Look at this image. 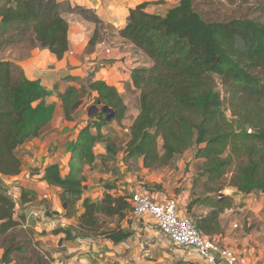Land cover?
I'll return each mask as SVG.
<instances>
[{"label":"trees","instance_id":"trees-1","mask_svg":"<svg viewBox=\"0 0 264 264\" xmlns=\"http://www.w3.org/2000/svg\"><path fill=\"white\" fill-rule=\"evenodd\" d=\"M160 2L146 1L130 8L125 26L118 31L152 61L131 73L139 92V114L130 126L125 155L132 160L142 157L144 166L153 170L171 165L196 147L195 157L201 160L197 176L205 180L208 194L189 207H213L197 222L201 232L212 235L220 213L232 201L228 196L215 201L210 194L225 187L245 194L264 193V21L208 18L197 0H180L165 15L148 10ZM67 10L101 23L94 10L80 5L67 6L58 0H2L0 34L5 38L0 52L12 43L27 41L31 48H48L62 58L69 50ZM98 39L97 28L89 52ZM65 80L69 84L58 96L66 119L73 120L84 98L94 92L98 94L94 103L101 101L100 106H109L115 115L112 120L104 111L91 115L77 140L69 144L72 158L67 176L57 163L45 168L42 178L62 190L66 216L74 217L82 208L76 226H60L55 232H65L67 239L103 237L119 243L133 231L120 224L106 228V217L122 220L129 216L132 193L127 189L120 193L119 185L112 183L104 186L100 202L89 197L81 207L78 202L87 191L84 166L94 164L98 157L95 146L105 143L107 155L118 153L117 143L104 129L112 121L122 124L129 108L118 89L96 71L85 78L69 76ZM50 94L41 80L29 79L19 65L0 59V264H17L15 254L28 247L18 240L15 230L33 240L32 232L22 227L25 214L16 217L15 201L1 186V176H17L23 171L21 147L41 136L55 113V106L47 102ZM226 103L234 122L227 117ZM107 158L101 160L107 162ZM29 199L23 190L22 202Z\"/></svg>","mask_w":264,"mask_h":264},{"label":"crops","instance_id":"crops-1","mask_svg":"<svg viewBox=\"0 0 264 264\" xmlns=\"http://www.w3.org/2000/svg\"><path fill=\"white\" fill-rule=\"evenodd\" d=\"M58 1L67 3V6L80 5L94 10L101 23H95L80 14L65 11L64 17L69 22V50L62 58H58L48 48L35 46L24 49L16 43L8 45L0 52V59L10 60L19 65L26 77L32 80H41L43 85L51 91L47 102L55 106L53 118L45 126L41 136L30 140L21 147V150L27 151L32 157L30 166L34 168L33 175L23 169L17 176H1L5 186L12 187L21 194L24 190L30 198L28 202H22L17 207L16 217L22 213L25 214L22 227L41 237V247L50 255V264H206L194 250L189 251L177 247L170 253L166 249L169 246V240L164 238L160 240L158 227L151 217L136 219L132 213L122 220L116 216L106 217V228H114L120 224L121 227L133 231L130 237L119 243L103 237L67 239L65 232H55L56 227L60 225L76 226L82 208L79 209L76 216L67 217L66 206L61 198L62 190L57 186L50 185L42 177L45 168L53 163L60 165L64 176L70 173L72 152L68 148L69 144L77 140L81 129L91 118V114L88 113V118H84L85 120L80 122L76 117L80 111L78 108L73 120L66 119L61 99L58 96L69 84L65 78L69 76L85 78L96 71L108 84L115 86L129 108L127 118L118 127L125 126V131L129 135L130 126L139 114V102L137 112L134 113L130 110L129 105L132 94H137L139 101V92L133 86L131 73L139 66H150L152 61L143 53L135 52L134 45L129 40L122 38L118 31L125 26L130 8L146 1H161L149 7L148 10L165 15L171 8L177 6L180 0ZM97 28L99 39L94 50L89 52L87 48ZM106 39L115 46V51L110 60L98 64L95 61V50L99 43ZM97 95L94 92L91 96L86 97H92L94 102ZM129 118L131 120H128ZM112 124L118 123L112 121L110 125ZM106 132L104 129L103 133L106 134ZM95 150L97 155L107 154L105 143H98ZM121 164L123 167V161ZM137 164L141 174H145V176L141 175L144 177V183L142 185L137 183V175L129 172L126 180L121 181L123 185L119 186L120 193H123L124 189L131 193L147 189L158 198L163 194L176 196L174 187L180 186L179 182L174 181L173 183V179L165 177L160 169L146 168L142 157L137 160ZM151 171L153 174L149 175L148 173ZM83 174L85 175L84 172ZM84 183L88 188L83 198L78 202V206L81 207L85 197L100 202L104 196V188L92 187L93 185L88 179ZM156 185H162L163 190L159 191ZM147 186L149 187L147 188ZM229 191L232 206L225 208L220 213L219 226L212 236L217 237L224 245L233 248L239 254V264H264V193L245 194L240 192L231 195V192L234 193L236 190L230 188ZM187 195L188 191H182L177 195L181 203V213L190 216L194 213L196 222L205 218L213 210L212 206L197 204L191 210L188 209ZM50 208L55 211V214L50 215L48 211ZM35 211L39 212L38 216L33 214ZM236 225L238 227H235ZM45 231L50 233L44 234ZM183 251L188 252L184 254ZM2 253L3 249H0V256ZM147 253L150 255L147 256ZM10 264H15V261Z\"/></svg>","mask_w":264,"mask_h":264},{"label":"rangeland","instance_id":"rangeland-1","mask_svg":"<svg viewBox=\"0 0 264 264\" xmlns=\"http://www.w3.org/2000/svg\"><path fill=\"white\" fill-rule=\"evenodd\" d=\"M197 1H199V7L201 11L204 12L208 18H214V19L253 18L260 21H264V0H197ZM4 38L5 37L1 36L0 34V42ZM16 44L23 47L24 49L31 48V43L27 41L19 42ZM219 90L222 92L224 96H226V94L224 93V89L221 85H219ZM138 102L139 101L137 99V94H132L129 100V105L131 107L130 110L133 111V113L137 112ZM96 104L97 103L93 102L92 97L91 98L85 97L83 103L79 107L80 111L77 113L76 116L77 119L81 122L84 121L86 118H88V113L94 114L95 113L94 105ZM99 107L102 106L99 105ZM225 108L229 121L234 122L235 117H233L232 115V111L229 103H226ZM128 120H131V118H129ZM118 126L119 124H114V125L112 124L109 125L107 129H105L107 131L105 135L117 143L116 148L118 150V153L115 155L112 154L98 155L97 157L98 160H96L94 164L85 166L84 168L85 177L86 179H88L89 182H91V184L93 185L92 187L94 188H104L105 185L112 183L122 186L123 184L121 183V181L126 180L129 172L135 173L134 174L135 176L137 175L136 178L137 183L142 185L144 183L143 181H145L143 180L144 177H142L145 176V174H141V170L139 169L137 160L127 159L126 155H124L125 153L124 148L126 146V141L129 135L128 132L125 131V126L120 125V128ZM196 150H197L196 147H192L183 155H180L177 158H175V160L171 165L160 168L161 173H163L165 177L173 179V183L174 181L180 183V186L174 187V190L176 192L175 197H177L178 193L180 194L182 191H188L187 208L190 210L192 209V207L196 205V204L193 205L191 204V206L189 207V204L192 201L194 202L197 198L205 197L208 194L205 187L206 186L205 180H203L202 182L200 178H198L197 176L201 167V160L195 157ZM20 154L23 159V169L28 170L29 174L33 175L34 168L30 166L31 158H32L31 155L24 150H20ZM103 156L108 157L107 162H103V160H101ZM121 161H123L124 163L123 167H125L126 169L122 167ZM148 174L149 175L153 174V171L149 172ZM230 175L231 174L229 173V176ZM1 186L4 189L6 188L7 191L8 186L5 185H1ZM148 187L149 186H147V188ZM156 188L159 191L163 190L162 185L160 186L156 185ZM229 189L230 188L225 187L220 193L210 194V197H212L215 201L217 199H222L227 196L229 197L230 194ZM238 193L240 192L236 190V192L234 193L231 192V195L233 194L235 195ZM255 193H260V192H255ZM197 205H201V204H197ZM48 211L50 212V215L55 214V211L52 210L51 208L48 209ZM191 216L194 217L195 214L193 213L191 214ZM60 226H57L56 228H59ZM47 233L50 232H46V231L44 232V234ZM15 234L17 235L19 241H24V246H28L25 251H21L15 254L14 257L17 260V264H50V260H49L50 255L48 254V252L42 249L41 247L42 240L41 237L37 235V233L36 234L33 233V240L31 241L25 239L26 235L20 229L15 230ZM168 245L169 246H167L168 248L166 249H168L170 253H172V251H174V249L177 248L175 245H173L170 242L168 243ZM183 252L184 254H186V252L188 251L186 252L183 251Z\"/></svg>","mask_w":264,"mask_h":264},{"label":"built area","instance_id":"built-area-1","mask_svg":"<svg viewBox=\"0 0 264 264\" xmlns=\"http://www.w3.org/2000/svg\"><path fill=\"white\" fill-rule=\"evenodd\" d=\"M114 51L115 46L111 42L102 40L95 50V61L101 64L110 60ZM135 52L139 53L136 49ZM7 194L14 199L17 209L22 203V194L12 187L7 188ZM131 197L132 216L153 218L160 240L168 239L176 247L194 250L206 264H239V254L233 248L224 245L217 237L201 232L193 217L181 213L178 197L163 194L158 198L147 189L133 191ZM33 214L38 216L39 212L35 211ZM149 255L150 253H147V256Z\"/></svg>","mask_w":264,"mask_h":264},{"label":"water","instance_id":"water-1","mask_svg":"<svg viewBox=\"0 0 264 264\" xmlns=\"http://www.w3.org/2000/svg\"><path fill=\"white\" fill-rule=\"evenodd\" d=\"M102 102L98 101V103L96 105H94L95 107V113L99 112V111H104L107 114V117L109 120H112L114 118V111L107 105H104L102 107H99V105H101ZM91 114V113H90ZM92 115V114H91ZM66 206V204H65Z\"/></svg>","mask_w":264,"mask_h":264}]
</instances>
